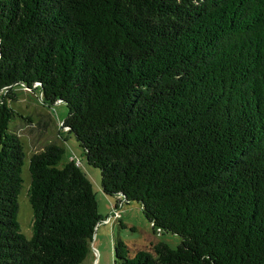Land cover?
Here are the masks:
<instances>
[{
    "label": "trees",
    "instance_id": "trees-1",
    "mask_svg": "<svg viewBox=\"0 0 264 264\" xmlns=\"http://www.w3.org/2000/svg\"><path fill=\"white\" fill-rule=\"evenodd\" d=\"M15 86L65 102L102 192L180 236L114 237L113 264H264V0H0V264H84L102 215L61 143L29 158L20 231Z\"/></svg>",
    "mask_w": 264,
    "mask_h": 264
},
{
    "label": "rangeland",
    "instance_id": "rangeland-1",
    "mask_svg": "<svg viewBox=\"0 0 264 264\" xmlns=\"http://www.w3.org/2000/svg\"><path fill=\"white\" fill-rule=\"evenodd\" d=\"M14 90L17 93V98L10 100L9 104L18 116L10 122L9 127L17 133L24 152L21 165L22 185L17 195L19 205L17 221L20 231L26 238H30L32 235V208L26 195L30 180L29 158L35 150L44 144L55 141L64 146V155L58 166H62L68 159H73L75 162L80 161L79 166L91 182L98 211L102 215V220L95 226L90 256H87L84 264H96L97 251L94 245H99L98 242L101 241L102 237L104 243L108 245L109 251L111 250V256L114 237H120L127 244L130 254L137 249L150 250L151 246L158 240L164 241L173 248L178 245L180 236L176 233H157L152 229L151 224L142 213L140 203L130 201L123 204L115 196H107L102 192L100 170L87 164L84 150L79 145L75 135L67 131V128L62 125L67 113L65 102L57 100L51 104H46L41 100L38 90L35 88L23 89L21 86H15ZM104 226L107 228L104 229ZM97 227H100V230L96 239ZM112 258L109 264H113Z\"/></svg>",
    "mask_w": 264,
    "mask_h": 264
},
{
    "label": "crops",
    "instance_id": "crops-1",
    "mask_svg": "<svg viewBox=\"0 0 264 264\" xmlns=\"http://www.w3.org/2000/svg\"><path fill=\"white\" fill-rule=\"evenodd\" d=\"M103 228L106 229L107 226H104ZM99 230H100V227H97L96 239L98 237ZM112 232H113V230H112ZM94 243L95 242L93 241V244ZM98 243H99V245H97V244L94 245L96 247V251H97V259H95L96 264H109L111 258L113 257V251H112V256H111V250L109 251L108 245L106 243H104V238L103 237H102L101 241H99ZM90 253L88 254L89 256H90ZM112 263H113V258H112Z\"/></svg>",
    "mask_w": 264,
    "mask_h": 264
},
{
    "label": "built area",
    "instance_id": "built-area-1",
    "mask_svg": "<svg viewBox=\"0 0 264 264\" xmlns=\"http://www.w3.org/2000/svg\"><path fill=\"white\" fill-rule=\"evenodd\" d=\"M72 160H73V159H72ZM73 161H74V160H73ZM74 162H75V161H74ZM79 162H80V161H76L75 164L79 165ZM121 203H122V202H121ZM113 210H115V209H113Z\"/></svg>",
    "mask_w": 264,
    "mask_h": 264
}]
</instances>
